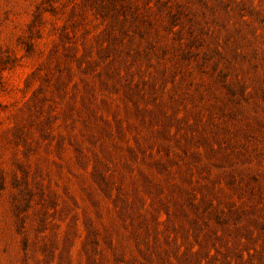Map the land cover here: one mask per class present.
<instances>
[{"label": "rangeland", "instance_id": "rangeland-1", "mask_svg": "<svg viewBox=\"0 0 264 264\" xmlns=\"http://www.w3.org/2000/svg\"><path fill=\"white\" fill-rule=\"evenodd\" d=\"M0 264H264V0H0Z\"/></svg>", "mask_w": 264, "mask_h": 264}]
</instances>
